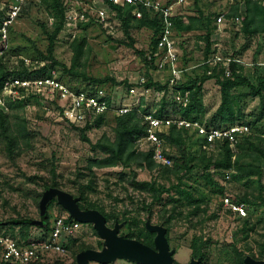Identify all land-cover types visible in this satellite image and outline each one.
<instances>
[{"label":"rangeland","instance_id":"rangeland-1","mask_svg":"<svg viewBox=\"0 0 264 264\" xmlns=\"http://www.w3.org/2000/svg\"><path fill=\"white\" fill-rule=\"evenodd\" d=\"M13 0H0V17L2 11ZM166 5H172L175 15L196 16L197 8L204 15L211 18L210 30L212 54L209 58L212 66L222 65L229 58H238L241 61V74L246 77L250 84L257 86L264 81V33L255 35L245 34L242 26L244 16V0H161ZM238 6L236 15L240 17V23H234L227 14ZM224 15V22L216 24V18ZM89 21L79 24L75 29L64 28L58 35L54 59L60 64L70 68L74 65L73 72L76 77L62 73V69L56 66L58 76L76 89L103 90L105 93L115 94L123 98L125 103L143 104L144 107L155 109L159 96L153 90L148 94L140 95L145 88L139 85L141 79L145 82L150 77L153 82L164 84L168 79L165 71L157 72L145 59L148 55L149 45L152 40V31L147 28L131 29L130 37L124 35L123 28L116 15L109 14L108 23L101 24L96 17L87 15ZM50 15L39 5H34L15 21L10 29L8 50L4 61L9 69L17 68L20 61L25 67V60L32 64H44L45 61L38 59V52L45 54L48 41L43 33L42 26L51 28L53 23L49 21ZM133 24V23H132ZM75 34L72 38L71 35ZM203 31L188 33L173 32V40L179 58L178 66L183 70L184 81L203 74V57L205 43L202 39ZM82 39L85 45L81 56L76 62L72 42ZM132 43V44H131ZM137 52H141L143 56ZM219 59V61L217 60ZM37 60V61H35ZM39 60V61H38ZM217 63L214 65V63ZM27 68V67H25ZM31 68V67H29ZM28 68V69H29ZM85 73L87 77L95 79L108 78L103 84H88L79 76ZM130 88H135V94L128 93ZM238 98V107L243 114L241 121L235 124L249 126L251 135H264V92L262 97L249 95L246 87H240L233 91ZM141 96V97H140ZM203 103L208 119L220 104V88L215 80H208L203 85ZM20 121L11 119L12 129L17 124L25 128V138H21L19 148L14 158L10 159L4 149V142L0 139V234L8 235L25 244L44 241L49 232H45L40 208L41 198L47 189L53 188L69 193L73 198L82 196V205L91 203L101 207L106 214L117 216L106 223L112 229L115 223L121 224L119 236L124 238L128 232L129 220H139V227L161 226L158 216L163 214L162 205L156 204L151 207L152 216L148 221V214L143 206H149L151 198L146 192L135 190L130 184L132 171L136 174L138 182L156 181L158 184L169 188L177 183V177L173 174L162 175L158 168L152 171L122 168H92L88 169L89 160L100 158L103 155L92 149L91 145L103 140H113V128L115 117L112 114L105 116L103 123L96 125L91 123L85 131V136L90 143L81 139V125H69L58 119L51 107H47L42 100H32L25 108L13 112ZM225 127V126H220ZM219 127V128H220ZM243 136L239 138V142ZM261 138V137H260ZM201 139L190 136L186 145V152L198 156L201 152ZM236 151V146L233 149ZM169 153L177 155L175 148L170 147ZM207 157H218L221 150L218 146ZM264 170V168H263ZM230 178L225 179L227 172L218 174L212 170L215 185H207L199 176H189L183 180L184 185L191 187L198 195L206 199V205H202L196 216L186 217L187 210H179L172 221L169 232V250L173 252L172 259L175 264H189L194 258L191 257L190 242L193 236H200L209 241L208 261L206 264H235L233 247L243 252V256L261 255L264 249V208L257 206L251 208L246 205V216L235 217L226 207L223 200L225 197L232 201L240 197H247L251 201L260 202L259 197L264 198V173L260 179L255 177L240 179L234 172L228 171ZM264 172V171H263ZM60 197L54 196L53 205L47 210L49 215V229L55 218L69 216L63 208L59 209ZM46 208V207H44ZM170 210V207L166 208ZM86 211V210H84ZM165 216H168L166 214ZM29 223L25 228L20 224ZM245 222L247 225L245 226ZM19 226H17V225ZM91 224H81V230L67 239L66 256L51 255L43 257L39 264H83L81 247H88L96 251H105V243ZM70 240H76L75 244H69ZM102 242L100 248L98 242ZM195 260V259H194ZM264 260V257L261 259ZM105 261L92 256L88 264H103ZM106 264H140L129 257L119 258Z\"/></svg>","mask_w":264,"mask_h":264},{"label":"trees","instance_id":"trees-1","mask_svg":"<svg viewBox=\"0 0 264 264\" xmlns=\"http://www.w3.org/2000/svg\"><path fill=\"white\" fill-rule=\"evenodd\" d=\"M34 5L44 7L50 15V18L53 19L51 28H46L45 25L42 26L43 33L48 41V46L45 54L38 52V59H40V61H45V63L43 67L37 70H28L23 66L22 61H20V65L14 69H9L8 64L4 60L0 61V90L4 80L10 75L19 78L43 77L49 70L56 71V66H59L62 69V73L69 74L72 77L78 76L75 72H73L74 65L70 68H66V66L60 64L54 59L56 40L58 35L63 31L65 22L64 9L62 8L60 1L46 0L41 3L29 1L23 8L22 13ZM194 6L197 8L196 16L177 15L174 17V30L179 33L194 31L204 32L202 36L205 43L203 57L204 62L209 58L210 54L213 53V43L210 39L211 18L208 15H204L202 10L198 8L196 2ZM131 10L132 8L128 7L124 9H116V17L123 28L124 35L132 42L133 40L130 37L131 29L147 28L151 30L152 40L149 45L148 53H154L157 45V36L161 27L159 19L143 9H141L142 17L140 19H136L132 16ZM237 11L238 6H235L233 11L227 14L226 17L233 18L236 16ZM242 23V29L245 34L255 35L258 33H264V0H244V16L242 18ZM84 45V39L79 42L77 40L72 42L71 47L74 51L73 62H76L81 56ZM137 53L143 56L141 52ZM145 60L147 61V58ZM202 68L204 72L201 76H195L175 87L176 90L181 92H190V101L186 107H182L174 102V91H170L167 82L160 84L153 82L149 77L144 83V87L155 92H164V95L160 102H158L156 108L152 110L149 107L143 108V104L141 103L140 106L134 108L131 112L115 117L113 140L103 139L91 145L93 150L99 151L103 156L89 160V170H92V168L104 169L118 166L126 169H132L133 166H136L138 169L143 168L148 171L158 168L159 172L164 176L173 174L177 177V183L169 188H165L156 181L138 182L134 171H132V176L129 180V184L135 190L146 192L151 198L150 205L143 206V209L148 214V221L152 216L151 207L156 204L162 205L163 214L158 216V219L160 225L166 229L165 237L167 241H169V232L172 228V221L176 214H180L179 210L181 211L185 209L187 210L186 217H193L197 215V212L200 211L202 205H206V199L202 195L196 194L191 187L184 185L183 180L185 178L189 176H199V178L204 180L207 185L212 186L215 185L210 173L212 170L218 172V174H221L222 176L224 172L232 171L240 179H249L252 177L260 179L264 173V140L251 134L243 135L242 140L236 145L235 152L232 148H230L227 142L223 141L217 144L221 150L218 157H207V153L201 149L200 144L199 146L201 152L198 156H194L193 154L187 153L185 148L190 136H196L195 133H192L187 129H178L175 126H172L164 133L160 134V136L165 140L167 148L169 149L172 147L177 151L176 156L169 153V157L173 162L171 167L157 166L152 160L151 149L146 152H142L135 146L136 140L145 134V125L142 123L141 117L149 112L157 118H185L188 120H197L202 123L207 112L203 103V85L208 80H215L216 84L219 86L220 104L211 116L205 120V125L207 127L219 128L220 126L233 125L242 120L243 114L237 105L239 97L233 93L236 89L246 87L249 90V95L253 97H262V93L264 92V81H261L256 87L253 86L250 84L249 80L241 74L240 70L242 68L240 65L235 63L230 64L229 69L231 76L229 78L225 77L222 65H219L217 69L213 68L209 75L207 74V71H209L207 64H204ZM79 76L88 84L94 85L103 84L108 80V78H90L87 77L85 73H82ZM89 90L94 91L95 89L91 88ZM30 101L32 100L9 104V111L7 113L0 110V139L4 142L5 152L10 159L14 158V155L19 148V143L21 142L20 139L27 136V134H25V128L21 124H17L15 130L12 129L11 119L15 118L16 121L21 120L16 116V114L13 115V112L25 108ZM104 118V116H100L92 122L88 121L85 124V127L80 130L81 139L84 142L90 143L89 139L84 134L86 128L91 123L96 125L102 124ZM51 187L56 188L57 186L56 184H52ZM259 199V203L251 201L247 197H240L235 201H231L234 203H242L245 206L249 205L251 208L257 206L264 208V198L259 197ZM80 201H84L82 196L79 198V202H77L79 210H96L104 216L106 223L112 219L120 222V219H118L117 216L106 214L101 207L91 203L82 205ZM53 203L54 196H49L45 203L46 208H44L42 213V221L44 222L43 228L45 232H50L52 228L51 227L49 229V215L47 214V210L53 205ZM168 207H170V210H166ZM59 209L62 210L63 208L59 206ZM166 214H168V216H165ZM123 219L128 222L129 226L128 232L124 235V238L137 240L148 247H154L153 240L155 233L149 232L145 226L139 227V220H131L129 222L125 216H123ZM67 220L72 221V218L67 216ZM20 225L27 228L30 224L23 222V224ZM246 225L247 222H245V226ZM93 233L96 235L95 231ZM75 241L76 240H70L68 245L75 244ZM98 245L101 248L102 242L99 241ZM65 247L67 248V245ZM189 248L191 250V257L195 260H199V264L207 263L209 241L195 235L190 242ZM87 249L91 248L81 247L80 250L84 252ZM261 253L262 254L258 257H255L254 255L251 257L255 260H261L264 257V249H262ZM233 254L235 264H243V260L245 258V256H243V252L234 246ZM32 264H36V262ZM54 264L63 263L57 262ZM73 264H75V262Z\"/></svg>","mask_w":264,"mask_h":264},{"label":"built area","instance_id":"built-area-1","mask_svg":"<svg viewBox=\"0 0 264 264\" xmlns=\"http://www.w3.org/2000/svg\"><path fill=\"white\" fill-rule=\"evenodd\" d=\"M32 1L41 3L46 0H13L4 10L0 17V61L8 50L10 29L18 17L21 15L26 4ZM64 9V28L75 29L79 24H86L89 21L87 15L96 17L101 24L108 23L109 14L116 15V9L132 8L131 14L134 18L142 17L143 9L146 12L156 16L161 24L160 32L157 36V45L154 53H148L147 62L152 65L157 72L165 71L168 73V88L173 92V100L178 105L186 107L190 101V92H181L175 87L184 82L183 70L178 66L179 58L173 40L175 16L173 6L166 5L161 0H59ZM183 0H178L180 4ZM53 21L52 18L49 19ZM216 24L224 22V15L216 18ZM234 23H240L238 15L232 18ZM72 38L75 34L71 35ZM219 61V59H217ZM208 58L203 62L207 66L212 65ZM214 62V61H213ZM231 63L241 65L238 58H229L224 63V75L229 78L231 72L229 66ZM217 64L216 62L214 65ZM25 67L28 70H37L44 64H32L25 60ZM212 66L207 71L209 75ZM1 70V62H0ZM145 80L141 79L139 85H144ZM151 89L144 88L140 95L148 94ZM128 93L133 96L135 88H130ZM159 96V102L164 92H156ZM140 96V97H141ZM42 100L47 107H51L58 119L69 125L86 124L97 117L112 114L114 117L125 115L131 112L140 104L125 103L123 98L115 94L105 93L103 90H85L76 89L63 81L55 70H49L43 77L19 78L8 76L0 90V110L4 113L9 111V104L20 103L27 100ZM142 123L145 125V134L138 138L135 146L139 151L146 152L152 150V160L159 167H171L173 162L169 157V149L165 140L160 136L168 128L175 126L178 129H187L195 133L202 139L201 149L205 152L214 150L219 142H227L230 148L234 149L239 142V138L249 134L250 128L244 124H233L225 127L215 128L207 127L197 120H188L185 118H157L151 112L144 114ZM264 140V135L259 136ZM230 178L227 172L225 179ZM223 205L235 217L242 218L246 216V208L242 203H234L230 198L225 197ZM81 229V223L67 220L65 216H59L54 219L51 231L47 238L41 242H31L25 244L18 242L8 235L0 234V264H32L42 261L43 257L51 255L66 256L65 244L67 239L74 237Z\"/></svg>","mask_w":264,"mask_h":264},{"label":"water","instance_id":"water-1","mask_svg":"<svg viewBox=\"0 0 264 264\" xmlns=\"http://www.w3.org/2000/svg\"><path fill=\"white\" fill-rule=\"evenodd\" d=\"M55 195L60 197V205L68 212L70 218L81 224H91L98 237L105 243V251L85 250L83 264H88V260L92 256L104 260L103 264L123 257H129L140 264H175L172 259L173 252L169 250V244L165 237L166 229L163 226L147 227L149 232L155 233L154 247L151 248L137 240L120 237L121 224L115 223L112 229L108 228L101 213L96 210H79L77 206L78 199L56 188L47 189L42 195L40 204L42 213L49 196ZM189 264H199V260L192 259ZM243 264H264V260H255L247 256L244 258Z\"/></svg>","mask_w":264,"mask_h":264},{"label":"crops","instance_id":"crops-1","mask_svg":"<svg viewBox=\"0 0 264 264\" xmlns=\"http://www.w3.org/2000/svg\"><path fill=\"white\" fill-rule=\"evenodd\" d=\"M80 230H81V229H80ZM66 244H67V242H66ZM39 262H41V261H37L36 264H39ZM74 262H76V261L74 260L73 263H74Z\"/></svg>","mask_w":264,"mask_h":264}]
</instances>
